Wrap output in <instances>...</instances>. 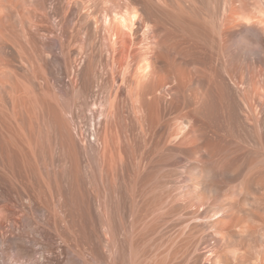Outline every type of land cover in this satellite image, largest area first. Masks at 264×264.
<instances>
[{
  "label": "rangeland",
  "instance_id": "rangeland-1",
  "mask_svg": "<svg viewBox=\"0 0 264 264\" xmlns=\"http://www.w3.org/2000/svg\"><path fill=\"white\" fill-rule=\"evenodd\" d=\"M11 1L9 0V2H8V1L4 0V2L6 3L5 4L3 1L0 0V8L3 7L2 9H0V13H1L0 18H2V19H0V23L2 24V25L0 24V28L2 29V30L0 29V32L3 31V32H1L2 35L3 36L5 35L3 37V40L1 39L0 41L5 42V44H6L5 45L3 42L2 43L0 42V61L2 63H4V64H0V75L2 74L0 76V78L1 77L3 78V79H1L2 81L0 80V85H2V83L4 82L3 83L4 85L1 88L3 89L5 87V89H4L5 91L4 90L2 91L1 88H0V90H1V92L6 93L4 97H3L4 93L0 94V98L2 96L3 97L2 102L5 101L4 99H6V102H7L6 104L0 103V106L2 105L1 107H3V105L5 104V105H8V106H6L7 108L9 107L8 110L10 111V114L8 115V110H6L7 111L6 113H7L8 118H10L9 120H11L10 125L12 127L10 129H16L15 126H17L18 123H15V122L17 120L23 121V119L26 117V115L24 113H23L24 115L23 114L21 115L22 110L18 111L20 109H18L17 111L20 112L19 114L22 116L23 119L18 118V117H20L19 114L17 116V118H18L17 120L13 117V114L10 117L11 113L13 112V110H10V109H12V108H10V106L14 102L12 100H14L15 98H17V100H15V101H17V102L19 101V102L23 103V101H22L23 97H24V99H26V97H27V99H29V97H31V94H33L31 97L32 98L31 102L33 104L31 103L30 107H33V105L35 106L36 103H37L36 104L37 107L39 104H40L39 105L40 107H42V106L48 107V105L50 106V104H51L52 105V106H50L51 108L50 107H48V108L47 107H44V108L38 107L39 110L36 109L33 111L34 113L36 111H39V113L38 114L36 113V114L37 115L40 114L38 116V119H36V120L34 119L35 123L33 122L34 127L37 126V127H35L36 135H34V141H35V139H36V141L37 140H39V141H51V140L52 141H56V140L63 141L64 140L67 142L71 141L70 146L72 147V151L75 153V156L77 157V159L79 156L80 168H78V169L80 170L81 175L85 178V181H86L84 186H83V189L85 190L86 193L88 192L87 194L89 195L90 198L93 196V198H91L92 199L91 204L94 206L93 209L98 212V209L100 207L106 206V209H103L105 212L102 210L103 214L107 215V216H111V217H109L110 222L114 221L113 223H115V224H113L112 222L111 223L117 229H118V226L120 223H118L119 221H117L119 219L116 216V214H117L116 209L119 210L121 208L116 207V205L114 206V203H112V205L108 206L111 202H108V201H110L109 198L104 197V195L106 194L104 192L105 191L104 189L107 187H105V186H104L105 188L103 187L101 180H100L101 183L97 181L98 183L96 184V180H99L98 175L100 176V174L97 172L98 170L96 169V168H98V165H96V164L98 163L97 158L99 156V151H97V150H101L103 144L105 143L104 139L102 141V137L103 138L105 137L104 133L106 131L104 129V127L106 128V126L103 127V125H106V122H107V117H106L107 114L105 116V112L107 113L106 105H107V102L109 100H111V99L113 100L114 96H115L114 103H117L116 99H118V104L120 103L119 106H117L118 104L116 106L119 107L118 110L120 111L119 112L121 115L120 117L123 116V118H124V119L121 118L122 124L124 123L123 125H125V122H126L128 132L135 134V136H136L135 137L136 140L130 141V142L132 144H134V146L138 149V151L139 150L142 151L145 148L146 144H147V146L150 147V150L151 149L153 150V151L151 150V152L156 151L155 153H152L154 155H152V159L149 161V163L148 164L147 163L142 164L140 169L137 166L135 169V167H134L135 164L132 163L130 159H128V162H127L125 168L123 169V171L126 174L125 181L123 180L124 183H123V181H120V183H119L120 189L121 188L122 189L128 188V190H134V191L142 193L143 194L142 199L146 200V202L148 201L147 204L149 205V208H150L151 203H152L151 205H153L154 200L156 202V197H157L156 193L157 192H160L162 189H165V190L168 188L170 189V188H172L171 185H173V184H175L174 185L175 188L183 187V189H184V183L186 182L185 180H189V178L192 175L193 171L190 170V164L194 161L187 154H184L181 152L179 154V156L177 157V161L173 162V163L169 159L170 158V154H169L170 152H169L168 148L171 149L173 146L172 144H174L176 141H204L206 138H210L211 141H232V142L234 141L233 143H230V146L231 145L233 146L234 143H236V142L244 144V145H249V144L252 145L253 143L261 142V143H263V148L260 150L262 152L254 154V156H253V154L251 155L250 152H247L246 154H247V156H249V155L253 156V158L254 157L257 158V156H259V159H257L258 163L256 162V165L258 164L260 167L264 168V0H70V1L69 0H61L62 2L60 0H55V1L54 0H47L48 2L46 0H44L46 8H47L46 9L47 10L46 16L48 18L46 16H43V17L40 16L39 17V15L37 13L38 17L40 18V20L42 22H40V25L38 27L39 31L37 30L36 32L34 31L33 28H32L33 30L30 29L31 25L28 26L29 22L26 19L27 17H25L28 15L27 9L29 11L31 10L30 14L32 16H36V15H33V14H36V11H33V10H35V4H33V3H35V0L34 1L33 0H28V1L22 0L21 2H20V0H17V1L15 0L13 2H11ZM30 1H32V2L28 3ZM58 1H59V3H58ZM125 1L127 3H128V1H131L128 3L130 5V7L133 6L132 8L137 10V17H136L137 20H135V21L140 22V20L143 18H149V23L153 26L154 32L150 33L149 34L150 39H147L145 37V35H143V29L144 28H142V25H140L139 30L135 34V41L137 43L135 45L136 48L133 47L135 49L134 53L137 52L136 55L134 54V57H135L134 59L136 61L133 59L128 65H126L127 62H123V65H121L120 70L118 68L116 70V72L114 71L115 73H113V72L111 73V72H109L110 69H108V68H110V65L107 64L109 62L108 60L110 59V57H109L110 54H109L108 48H111L110 45L112 44V42H114L115 39H116V41L119 40L118 42L124 41L125 38L127 39L128 36L125 32L128 30L124 29L127 27H125L124 25H122L119 22L114 21V20L113 21L111 20L109 24H105V22L102 21V18H103V12L102 11L104 9H106V7H107L106 10H107V12L109 11L108 14H110V13L113 14V11L118 13L119 9H120L119 11L121 12L125 8V5H127ZM71 2H72V5H71ZM67 3H69V5H71V6H74V5L77 6V10H79L80 12L83 11L82 14L84 13V9H85V12H86V10H89L90 12H92L91 14H95L96 16L100 17V19H99L100 21L98 22V25L100 24V27L98 29H95V21L93 19H91V17L84 15L83 16L84 19H85V17H88V18H86V20H83V21H85V24H83V27L85 28V25L90 22L89 24H90L91 31L93 34L91 39L95 37L94 39H92V41L94 43V46H98V48L95 47L96 52L94 51V53H95L94 56L96 58V61L98 60L96 62V65H94L95 66L94 72H96V74L98 76H100L101 75L100 70L101 69L103 70L102 71L103 74L105 71V74L103 76L104 77L103 79H105V81L107 80L105 82V84H106L105 90H102V89L100 90V87H96L97 85H95L96 84L95 79H92V78H94L92 73L87 74V72H90V71H88L89 68H86L87 67V65L85 63L86 60H84V59H86L85 54L81 55V53L77 49V46L73 45L74 47H72V46L70 47L69 44L67 45V47L70 48L68 51L67 50L68 48L63 47L67 43L63 44V46H62L64 48V50L62 47H61L62 49L60 48V51L61 50H62V52L65 51L63 53L64 55L62 54L63 59L65 58L64 60H67V61L69 60V62L71 60V62L70 63L68 62V64L65 63V61H64V64H65L64 69L67 68V70H65L66 71L65 72V83H64L65 85H64V87H62V91H61L60 87H58L57 85H54L51 82V80H49L50 78L48 77L47 68H46L47 67L46 65H48V64H46V63H48V60L50 58L49 57L50 53L48 51H46V48H44V47L48 43H50L49 42L50 38H52L53 35L56 36V38H58L57 33H58V36L62 35L61 33L63 31H65V34L63 32L64 35H66V36L68 35L67 37L63 36V38H64L63 40L68 42V40L70 39L69 33L71 31H69V30L73 29V25L71 24V26H70L69 24H67V25L65 24L66 26L64 27L63 26L64 24L63 25L60 24L61 17H62L61 15L64 14L65 7H68ZM32 4L34 6H32ZM55 4H56V6H55ZM88 4L91 6H89ZM9 5L11 6L12 11H9L10 10ZM19 5H20V7H19ZM81 5H82V7H81ZM85 5H86V7H85ZM13 6H15V7H13ZM60 6H62V7H60ZM93 7L95 8V10ZM6 8H7V11H6ZM16 10L18 13L16 12ZM20 10H21L22 14H21ZM49 12H51L50 15H48ZM5 13H7L8 15ZM23 13H25L26 15ZM2 14H3V16H2ZM4 14H5V16H4ZM11 14H12V16H11ZM18 14H20L22 16V18H20L21 16L19 15L20 16L19 17ZM6 15H7V18H6ZM59 16H60V18H59ZM11 17H13V18H11ZM41 18H43V19H41ZM12 19H13V21H12ZM4 20H6V22ZM7 20L9 22H7ZM43 20H45V21H43ZM20 21H22V22H20ZM4 22H5V24H4ZM23 22L28 29L25 26H23L24 25ZM43 22L46 24H43ZM52 24H54V26ZM50 25L52 28L49 27ZM6 26H9V27H6ZM10 26H11L12 32L16 31L15 34H14V32L13 33L10 32L11 29L8 30V28H10ZM107 26H108V28H106ZM68 27H70V28L68 29ZM14 28H15V30H14ZM23 29H25L26 31L24 30L22 32ZM49 29H50V31H49ZM106 29L108 32L106 31ZM122 29H124V30H122ZM54 32H56V35ZM6 33L8 36L6 35ZM29 33H31V34H29ZM100 33H101V35H100ZM116 33H117V35H116ZM24 34H26V36ZM104 34H106L107 36ZM9 35L13 38H11ZM20 35H21V37H20ZM23 35L27 38L29 37L27 40V41L30 40L28 42V44L24 40L27 38H23L24 37ZM44 35H47V36L45 37ZM49 35H50V38H48ZM109 36H111V39ZM0 38H2V36ZM4 39H7V40H4ZM14 39H17V41L15 42ZM58 39H56V40H58ZM65 39H67V40H65ZM8 40H11V41L7 42ZM99 40H100V42H99ZM109 40L111 41V43ZM18 41H21V42H18ZM11 42H14V43H11ZM22 42H23V47H24L23 51L25 50L24 52L26 54L28 52V54H29V55L28 54L26 55L25 53H23L24 54L23 57L26 55L27 56L26 58L30 59L29 61L34 60V62H32V65L34 66V69H35L34 75H36V73L40 72L39 74L36 75V77L34 75H32L33 73L31 74V72H32L31 69H29L30 72L29 71L27 72V69L30 67L27 64L26 58L24 57L25 62L23 61V59H20L22 57L19 56V54H18L19 52L17 51L18 49L15 50V48H14V46L15 47L17 46V48H19L17 44H20ZM35 43L37 45H35ZM108 43H109V46H108ZM13 44H16V45L13 46ZM44 44H46V45H44ZM25 45H27V46H25ZM28 45H31V49H29V50H28ZM8 46H10L11 48H9ZM12 46H13L14 50H13ZM146 46H148L149 49H147ZM99 47H101L102 49H100ZM8 48L10 49V51L11 50H13V51L10 52ZM35 48H37L38 51ZM39 48H41V50ZM72 49L74 52L72 51ZM31 50H33V51H31ZM8 51H9V54H8ZM97 51H100V52H97ZM146 51H148L150 53L148 55V57L145 56ZM36 52H40V53L38 54ZM41 52L42 53L45 52V53L42 54ZM46 53H47V55H46ZM17 54L20 58H18ZM101 54H102V56H101ZM9 55H11V56H9ZM34 56L36 57V59ZM10 57H12L13 59ZM41 57L44 59L45 63L42 61L43 59ZM1 58H3V59L1 60ZM6 58H8V59H6ZM102 59H104V60H102ZM4 60L6 62L8 60L9 61L6 63ZM10 60L13 62V64H11L12 62ZM39 60L41 63L37 64L36 61L38 62ZM15 61H19V62H17V64L18 63H20V64L17 66L15 64L16 63ZM21 61H23V62H21ZM139 62H140V64H142L141 66H140ZM9 63H10V65H9ZM23 63H25L26 66ZM7 64L9 65V68H8ZM101 64H103V66H105V67L102 68L103 66H101ZM4 65H6V66H4ZM67 65L68 66L70 65L71 69L69 67H67ZM84 65H85V67L83 68ZM14 66H16V67H14ZM143 66H145V67H143ZM146 66H148V67H146ZM37 67H40L41 69L40 68H39L40 70L36 69ZM140 67L143 70L140 69ZM13 68L16 70V72L14 71ZM96 68H98V69H96ZM145 68H147V69H145ZM5 69H6V71L7 70L10 71V73L8 71L5 72L4 71ZM19 69H21V71ZM11 70H13V72H11ZM86 70H87V72H86ZM107 70H108V72H107ZM141 70H142V72H141ZM144 70H147V71H144ZM2 71H4V72H2ZM41 71L42 72L44 71V72L42 73ZM81 71L85 72V73L81 74ZM98 71H99V73H98ZM14 72L16 73L15 75L19 76V78L17 76L12 78V76L14 75ZM144 72H146V73H144ZM8 73H9V75L10 74H12V75L9 76ZM18 73L23 75L26 78H24L23 76H22L23 77L22 78ZM28 73H30L32 76H30V74H28ZM107 73H109V75L111 73L112 75L109 76ZM3 74L7 75L10 79L7 76H4ZM44 75H45V78L47 77L46 79L44 78L45 80L42 79L44 77ZM89 75H91L93 77H91ZM138 75H140V76H138ZM27 77L29 80L27 79ZM90 77L94 82H91L92 80L90 79ZM6 78L9 79L10 81L15 79L16 84L14 85V80L10 82L9 80L7 81ZM20 78L23 81L25 79V81L22 83V80ZM34 78H36V79L34 80ZM38 78H40V79H38ZM87 78H88V80H87ZM17 79L18 80L20 79L21 81L20 80L18 81ZM81 79H83V80H81ZM108 79H109V81H108ZM138 79H140V81ZM4 80L6 81L8 86L5 85L6 83ZM41 80H42V82H41ZM46 80H49V83H51V85L48 83V81L46 82ZM137 80H138V82H137ZM27 82H28V85H27ZM33 82L35 84L37 82V85H35ZM45 82H46V85L43 86V84H45ZM83 82H84V84H83ZM90 82H91V84L93 83V85H91ZM10 83H12L13 85ZM19 83H20V85H19L20 87L17 85ZM21 83H22V85H21ZM25 83L27 86L26 90H28V93H27L28 95L26 94L27 91L25 90V88H26ZM9 84L15 87V89H16L15 92H14V90H15L14 87H12L13 89L11 88L13 90V91H11V89L9 88L11 86ZM88 84H90V85H88ZM47 85H49V87H46ZM22 86H23V88H22ZM74 86L77 88H75ZM89 86H91V87H89ZM7 87H8V89H7ZM31 87H33V88H31ZM42 87H44V89ZM54 87H56V88H54ZM72 87H74L75 90ZM86 87L90 88V89L88 88L89 92H87L89 94L86 93L87 99H86V97L84 98L83 94H82L83 92H86V91L82 92L83 88H85V90H87ZM92 87H93V89H92ZM126 87H128L129 90H127L128 88H126ZM20 88H22V89H20ZM57 88L58 89L60 88L59 91ZM33 89H35V90H33ZM68 89H71V91ZM137 89H138V91H137ZM152 89L157 90V92H156L158 95L157 101L154 99H153V101L151 100L152 99V91H151ZM7 90H9L10 92ZM23 90L25 93L22 92ZM38 90H39L40 94L37 93ZM126 90H127V92H126ZM133 90H134V92H133ZM47 91L50 93V95H49V93L45 94V92H47ZM143 91L145 94L143 93ZM115 92H116V94H115ZM128 92H129V94H128ZM139 92L143 93L142 97H139L140 99H138V97H136L138 95L140 96ZM133 93H134V95H132ZM10 94H12V96ZM17 94L18 95L20 94V95L18 96ZM24 94H25V96H24ZM41 94H44V95H41ZM101 94H103V95H101ZM135 94H137V95H135ZM7 95H9L11 97H9V96L7 97ZM48 95L51 96L52 98H50ZM37 96H38V98L39 97H41V98L36 100ZM96 96H98V97H96ZM107 96H108V98L110 96V98L107 99L106 98ZM122 96H123V98H122ZM125 96H126V98H125ZM33 97H35V98H33ZM48 97H49V99H48ZM11 98H12V100H11ZM96 98H98V99H96ZM119 98H120V100H119ZM134 98H137L138 100L133 102ZM41 99H42V101H44L43 105H41L42 104ZM84 99H86V100H84ZM105 99L107 100L106 103H105V101H106ZM46 100H48V101H46ZM50 101H52V102L50 103ZM83 101L88 104L87 110L89 112L86 110V106H85V103H83ZM122 101H124L125 103ZM27 102H30V99ZM90 102H92V106H91ZM22 103H20L21 106H19L20 104L17 103V105L19 104L18 105L19 107L18 106L17 107L22 108ZM101 103L102 104L104 103L105 105L104 104L102 105ZM135 103L137 104V106L135 105ZM100 104H101V106H99ZM5 105H4V108H5ZM71 105H72V107L70 108ZM122 105H125V106H122ZM131 105H132V107H131ZM92 107H96L94 109H97V110L94 111V109H92ZM99 108H101V109L98 112ZM40 109H42L43 111H41ZM51 109H52V111H51ZM90 109H92V110H90ZM48 110H49V112H48ZM68 111H70V112H68ZM90 111H92V112L90 113ZM42 112L46 116H43ZM46 112H48V113H46ZM49 113H50V115H48ZM64 113L65 114L68 113V114L65 115ZM124 113L126 115H124ZM98 114H99V116H98ZM37 115L34 117L36 118ZM47 115H48V117H47ZM54 115H57V117L59 119H57L56 116L54 117ZM69 115L71 118L69 117ZM90 116H91V118H90ZM11 118L13 119V121ZM69 118H70V120H69ZM127 118L128 119L131 118V119L128 120ZM136 118H138V119H136ZM148 118H150V119L152 118L150 121L153 124H151V122L149 121ZM71 119H72V121H71ZM92 119H94V121ZM102 119H104V120H102ZM125 119L127 121H125ZM146 119H148V120H146ZM37 120L40 122H38ZM42 120L44 123L41 122ZM153 120H154L155 124H154ZM25 121H27L26 118H25ZM84 121H86V122H84ZM97 121H98V123H97ZM157 121H159L158 126L156 125ZM45 122H46V124H48L47 127H46ZM59 122H61V124ZM23 123L25 124L24 121H23ZM41 123H42V126H41ZM99 123H101V124H99ZM140 123H141V125H140ZM1 124H0V128L3 130V127L1 126ZM91 124H92V126H91ZM143 124L145 126H147L148 128L145 126L143 127ZM38 125H40V126H38ZM51 126H53L54 128ZM94 126H96V127H94ZM39 127H41L40 130H39ZM47 128H48V132L50 131L51 133L46 132ZM52 128H53L54 132L49 130ZM93 128H95L96 131L94 130V132H93ZM144 128H147V129H144ZM149 128H150V131H149ZM181 128H183V130H180ZM66 129H69V130H66ZM142 129H144V131H146V132L148 131L147 132L148 135L145 132L143 133ZM2 130L0 133L1 134L0 138L3 136ZM4 130H5V128H4ZM41 130H43V131H41ZM39 131L42 134L41 137H40L41 134ZM60 131H62L61 134H63L65 131H67V134L63 136L60 134ZM9 132H7V133H9ZM52 132H53V134H52ZM68 132H69V136H71L70 138L68 136ZM203 132H204V135H203ZM12 133H14L13 130H12V132H10V134H12ZM44 133L48 134V135H45ZM54 133H55V136H54ZM56 133H58L59 135ZM93 133L94 134L97 133V134L94 136ZM145 134L147 136H150V137L146 136L147 138L150 139V140L148 139L149 141H143ZM101 135H103V136H101ZM43 136L45 138H43ZM57 137H59V139H60V137L61 138L65 137V138L63 140L62 139L59 140ZM2 138L0 139V141H2ZM48 138H49V140H48ZM89 138H90V140H89ZM95 140H97V141H95ZM123 143H125L124 148L126 149L127 153L129 154L128 141H123ZM73 146L75 149L73 148ZM234 146H236V145H234ZM233 147H232V149H233ZM248 147H250V145ZM98 148H100V149H98ZM87 151H88V153H87ZM96 153L98 156L96 155ZM85 162L88 163V164H86V166H85ZM228 163H229V157L228 156L223 157L220 155V156H214V157L208 158L207 160H205L204 163H202V166H213L216 169L218 176L224 175V176L230 177L231 172L224 171L225 167L228 168V165H229ZM132 164H134V165H132ZM254 166H255V164H254ZM86 168L87 169L89 168L88 169L89 172L91 171L90 169H92V173L90 172L91 174H89L88 170ZM138 169H139V171H137ZM222 169H224V170L222 171ZM134 170L136 173L134 172ZM249 170H251V169H249ZM251 171H252V173L249 172L250 175L255 176V174H256V176H255V178L253 176L252 177L250 176V178H253L252 181L253 180L254 181L253 182L251 181V183L248 186L247 191L241 189V185H240L241 181L240 180H238L232 184H230V183H228V184L226 183L227 185L225 183L222 184L223 185L222 190L227 194H229V192H234V196H236V197H238L240 195L238 198L244 197L246 199V202H247L246 203V209L249 212V215H248L249 220L247 219V221H248L247 223L248 224L251 223V225L253 224L257 227L264 228V174H260L261 175L260 178L262 177L260 179L259 177H257L259 175L256 172L255 173L253 172L255 170H251ZM95 173H98V175ZM91 175H93L92 177L94 179L91 177ZM133 175H135V176L138 175L137 177H134L136 180L133 179ZM87 182L89 184L92 182L93 183L90 184L91 185L90 186ZM120 184H122L123 186L121 185V187H120ZM86 185H87V187H86ZM93 185H95V186H93ZM95 187H97L98 189ZM146 188H149V189L146 191ZM87 189H90V190H87ZM91 189L94 190V192H95V190H98V191H96L97 193L96 192L94 193ZM89 191H90V194L93 193V194H96V196L92 195V194H91L92 195L91 196L89 194ZM145 191L147 194L145 193ZM149 191L151 192L150 195H149ZM152 191H154V192H152ZM152 193H153V196L155 194V197L152 196ZM87 194H86V196H87ZM97 195H99V197ZM144 195H145V197H144ZM147 195L150 196V197L148 196L149 200L147 199L148 198ZM102 196L104 198H107V199H104ZM94 197H97V198L94 199ZM100 197H101V199H100ZM99 200H101V201H99ZM106 200H108V201L106 202ZM94 203H96V204H94ZM99 203L101 205H99ZM107 203H108V205H107ZM127 203H128L127 205L125 203L126 206H124V208H122L121 210H125V208L129 205H130L129 207H131L130 200H128ZM102 204H105V205H102ZM95 206H96V208H95ZM113 206H114V208H113ZM152 207L153 206H151V208ZM106 210L109 211V214ZM121 210H119L118 213ZM114 215H115V217H114ZM128 221H129V219H128ZM125 227H126V230H127L129 235L135 231V228L133 229V227L131 226V222L126 221ZM131 229H132V233H130ZM5 235L6 234H4L3 236H5ZM132 235H130V236H132ZM130 238L131 237H129V239ZM145 245L148 246L147 243ZM122 249L119 252H121ZM127 249L125 247L123 249L124 251L121 253L124 254V252H125L124 256H126L128 254L127 255L128 257L127 256L126 257L128 258L127 260H130L129 261V263H130V262L134 261L135 257L133 258L134 255L130 256V252H129L130 250H129V248H127ZM203 250L205 251L204 248H203ZM12 251L13 250H12V247L10 246V244H8V242L6 240L0 239V256H3L2 254H5L6 255V256L4 255L5 257H7V256L10 257L13 254ZM122 254H120V255L122 256ZM131 254H133V253H131ZM118 256H119V253H118ZM121 256H119V257H121ZM117 264H120V263H117Z\"/></svg>",
  "mask_w": 264,
  "mask_h": 264
},
{
  "label": "bare ground",
  "instance_id": "bare-ground-1",
  "mask_svg": "<svg viewBox=\"0 0 264 264\" xmlns=\"http://www.w3.org/2000/svg\"><path fill=\"white\" fill-rule=\"evenodd\" d=\"M1 1L4 2V0H1ZM6 1L9 2V0H6ZM13 1H15V0H12L11 2H13ZM21 1L22 0H20V2ZM31 2L32 1H30L28 3H31ZM129 2H131V1H128V3ZM58 3H59V1H58ZM69 3H67L68 7H65V9L63 8L64 14L61 15L62 16L61 22L60 21L59 22L62 25L64 24L63 25L64 27L67 24H69L70 26H71V24L73 25V29L69 30V31H71L69 33L70 39L68 40V42L63 40L64 39L63 36H66V35H64L65 31H63L64 34L62 32L61 33L62 35L58 36V33H57V37L59 39L56 38V36H54L53 34L52 35L54 37L51 35L52 38H50V35H49L48 38H50V41H49L50 43L47 42L48 43L47 45L44 44V45H46L44 48H46V51H48L50 53V56H49L50 58L48 60V63H46V64H48V65H46L47 66L46 68H47L48 77L50 78L49 80H51V82L54 85H57L58 87H60L61 91H62V87H64V85H65L64 84L65 83V72H66L65 70H67V68L64 69V65H65L64 61H65V63L68 64L69 60L67 61V60H64L65 58L63 59V55H64L63 53L65 51H63V52H62V50L60 51V48L63 46V44L67 43L66 45L63 46L64 48L65 47L68 48L67 47L68 44L70 47L71 46L72 47L77 46V49L81 53V55L85 54L86 59H84V60H86V62H85L87 65L86 68H89L88 71H90V72H87V70H86L87 74L92 73L94 76V78H92V79H95V83H96L95 85H97L96 87H100V90L101 89L105 90L106 89L105 82L107 81V80L105 81V79H103L105 71L103 74V72H102L103 70L99 67L101 69V70L99 69L101 71V75L98 76L96 74V72H94V68H95L94 65H96V62L98 61V60L96 61V58L94 56V54H95L94 51H95V47L98 48V46H94V43L92 41V39H94L95 37L91 39L93 34H92L91 27L89 24L90 22L88 21L89 23L85 25V28L83 27V24H85V21H83V20H86V18L91 17V19H93L95 21V29H98L100 27V24L98 25V22L100 21L99 20L100 17L96 16L95 14H91L92 12H90L89 10H86V12H85V9H84V13L82 14L83 11L80 12L79 10H77V6H75V5H74L75 7L71 6L72 2H71V5H69ZM128 3L126 2L127 5H125V8L123 7L124 8L123 11L120 12L119 11L120 9L118 8L119 9L118 13L113 11V14H111V13L108 14L109 11L107 12V10H106L107 7L103 11L101 10L103 12L102 21H104L105 24H109L111 20L112 21L114 20V21H117L120 24L124 25L125 27H127L124 29L128 30L125 32L128 36L127 39L125 38V40L121 41V42H118L119 40L117 39L118 41H116V39H115L114 42H112V44L110 45L111 48H108L109 54H110V56H109L110 59L108 61L110 63L108 62L107 64L110 65V68H108V69H110L109 72H111V73L112 72L115 73L118 68L120 70V67H121V65H123V62H127L126 65H128L135 58L134 54L136 55V53H137V52L134 53V50H135L134 48H136L135 45L137 44L135 41V34L139 30L140 25H142V28H144L143 29V35H145V37L147 39H150L149 34L154 32L153 26L149 23V18H143L140 20V22L135 21V20H137L136 19L137 10L132 8L133 6L130 7V5ZM33 4H35V10H33V11H36V14H33V15H36V16H32L30 14L31 10L29 11L27 9L28 15L25 17H27L26 19L29 22L28 26L31 25L30 29L33 28L34 31L36 32L39 29L38 27L40 25V22H42L39 17L40 16L43 17V16L47 15V10H46L47 8H46L44 0H35V3H33ZM33 4H32V6H34ZM56 4H55V6H56ZM82 5H81V7H82ZM89 6H91V5H89ZM13 7H15V6H13ZM19 7H20V5H19ZM60 7H62V6H60ZM85 7H86V5H85ZM2 8H0V9H2ZM7 8H6V11H7ZM9 9H10L9 11H12L11 6L9 7ZM94 10H95V8H94ZM16 12H17V10H16ZM20 12H21V10H20ZM37 13H38L39 17L37 15ZM50 13L51 12H49L48 15H50ZM5 14H7V13H5ZM5 14H4V16H5ZM21 14H22V12H21ZM23 14H25V13H23ZM7 15H6V18H7ZM19 15L20 14H18V16ZM84 15H86L88 17H85V19H84L83 18ZM2 16H3V14H2ZM11 16H12V14H11ZM11 18H13V17H11ZM20 18H22V16ZM59 18H60V16H59ZM0 19H2V18H0ZM41 19H43V18H41ZM4 21L6 22V20H4ZM12 21H13V19H12ZM43 21H45V20H43ZM5 22H4V24H5ZM7 22H9V21L7 20ZM20 22H22V21H20ZM23 24H24V22H23ZM43 24H46V23L43 22ZM52 25L54 26V24H52ZM23 26H25V24ZM6 27H9V26H6ZM49 27H51V25ZM69 28L70 27H68V29ZM106 28H108V26ZM9 29H11V26H10V28H8V30ZM25 29H23L22 32ZM124 29H122V30H124ZM14 30H15V28H14ZM49 31H50V29H49ZM106 31H107V29H106ZM1 32H3V31H1ZM1 32H0V34H1L0 37L2 36V38H0V40L1 39L3 40V37L5 35L3 36ZM10 32H12V29ZM15 33H16V31L14 32V34ZM54 33L56 35V32H54ZM29 34H31V33H29ZM6 35H7V33H6ZM21 35H20V37H21ZM24 35L26 36V34H24ZM47 35H44V36L46 37ZM100 35H101V33H100ZM104 35H106V34H104ZM116 35H117V33H116ZM25 36L23 38H27ZM109 37L111 39V36H109ZM11 38H13V37H11ZM28 38L24 39L27 44L30 41V40L27 41ZM56 39H58L59 41ZM4 40H7V39H4ZM65 40H67V39H65ZM9 41H11V40H8L7 42H9ZM14 41L16 42L17 39H14ZM21 41H18V42H21ZM99 42H100V40H99ZM3 43L5 44V42H3ZM11 43H14V42H11ZM110 43H111V41H110ZM16 44H13V46ZM17 45L19 48H17V46L16 47L14 46V48H15V50L18 49L17 50L19 52L18 54L22 58H20L18 56V54H17V56H18V58L23 59V61L25 62L24 57L25 58L27 57L26 55L28 54V52L26 54L24 52L25 50L23 51V49H24L23 42L20 44H17ZM35 45H37V44L35 43ZM13 46H12V48H13ZM25 46H27V45H25ZM108 46H109V43H108ZM8 47L11 48L10 46H8ZM14 48H13V50H14ZM37 48H35V49L37 50ZM64 48H63V50H64ZM99 48L102 49L101 47H99ZM146 48L149 49L148 46H146ZM29 49H31V45H28V50ZM39 49L41 50V48H39ZM69 49L70 48H68L67 50L69 51ZM73 49H72V51H73ZM13 50H11V51H13ZM9 51H10V49H9ZM9 51H8V54H9ZM31 51H33V50H31ZM100 51H97V52H100ZM23 53L26 54L24 57H23V55H24ZM36 53L39 54L40 52H36ZM44 53H42V54H44ZM47 53H46V55H47ZM149 54L150 53L148 51L145 52L146 57H148ZM9 56H11V55H9ZM101 56H102V54H101ZM10 58H12V57H10ZM2 59L3 58H1V60ZM6 59H8V58H6ZM35 59H36V57H35ZM29 60L30 59L26 58L27 64L30 67V68L27 67L28 68L27 72L29 71V69H31V71H32L31 74L33 73L32 75H34L35 69H34V66L32 65V62H34V60L33 61H29ZM102 60H104V59H102ZM23 61H21V62H23ZM42 61L44 62V59ZM15 62H16L15 64L17 66L20 64V63L17 64V62H19V61H15ZM70 62H71V60H70ZM10 63H9V65H10ZM36 63L38 64L41 62L39 60L38 62L36 61ZM0 64H4V63L1 62ZM11 64H13V62ZM23 64L25 65V63H23ZM103 64H101V66H103ZM139 64H140V62H139ZM9 65H8V68H9ZM141 65L142 64H140V66ZM4 66H6V65H4ZM14 67H16V66H14ZM67 67L70 68V65L69 66L67 65ZM84 67H85V65L83 66V68ZM104 67L105 66H103L102 68H104ZM143 67H145V66H143ZM146 67H148V66H146ZM39 68L40 67H37L36 69H39ZM21 69H19V70L21 71ZM96 69H98V68H96ZM140 69H142V68L140 67ZM145 69H147V68H145ZM142 70H141V72H142ZM4 71L7 72L8 70L6 71V69H5ZM4 71H2V72H4ZM14 71L16 72L15 69H14ZM82 71H81V74L85 73ZM144 71H147V70H144ZM8 72L10 73V71H8ZM11 72H13V70H11ZM15 72H14V75L12 76V78L15 76H17L19 78L18 75H15L16 74ZM107 72H108V70H107ZM9 73H8V75H9ZM39 73H36V75ZM98 73H99V71H98ZM111 73H110V75H112ZM144 73H146V72H144ZM28 74H30V73H28ZM31 74H30V76H32ZM107 74L109 75V73H107ZM11 75L12 74H10L9 76H11ZM19 75L21 77L23 76L21 74H19ZM36 75H34V76L36 77ZM91 75H89V76H91ZM4 76H7V75H4ZM93 76H91V77H93ZM138 76H140V75H138ZM91 77H90V79H91ZM24 78H26V77H24ZM44 78H45V75L42 79H44ZM1 79H3V78L1 77L0 80ZM9 79L6 78L7 81ZM27 79H28V77H27ZM35 79L36 78H34V80ZM38 79H40V78H38ZM109 79H108V81H109ZM13 80H14V85H15L16 80L15 79H13ZM13 80H11V81H13ZM49 80H46V82L48 81V83H49ZM81 80H83V79H81ZM87 80H88V78H87ZM138 80L140 81V79H138ZM138 80H137V82H138ZM24 81H25V79H24ZM24 81L22 80V83ZM28 82H27V85H28ZM41 82H42V80H41ZM46 82H45V84H43V86L46 85ZM84 82H83V84H84ZM91 82H94V81L92 80ZM91 82H90V84H91ZM3 83H2V85H0V88L4 85ZM5 83H6V81H5ZM22 83H21V85H22ZM10 84H12V83H10ZM49 84L51 85V83H49ZM90 84H88V85H90ZM5 85H7V83ZM12 85H10L11 86V87H9L10 89L12 87H14ZM17 85L19 86L20 83ZM35 85H37V82ZM91 85H93V83ZM25 87H26L25 88V90H26L27 89L26 83H25ZM46 87H49V85H47ZM56 87H54V88H56ZM74 87H72V88L74 89ZM89 87H91V86H89ZM22 88H23V86H22ZM22 88H20V89H22ZM31 88H33V87H31ZM42 88L44 89V87H42ZM75 88H77V87H75ZM88 88H87V90H85V88H83L84 90L82 89V92L86 91V92L82 93L83 97L84 98L86 97V99H87V94H89V93H87V92H89ZM126 88H128V87H126ZM4 89H5V87L2 89V91ZM7 89H8V87H7ZM12 89H11V91H13ZM14 89H15V87H14ZM59 89H58V91H59ZM92 89H93V87H92ZM9 90H7V91H9ZM33 90H35V89H33ZM68 90L71 91V89H68ZM127 90H129V88ZM127 90H126V92H127ZM15 91H16V89L14 90V92ZM26 91H27L26 92V94H27L28 90H26ZM137 91H138V89H137ZM151 91H152V99L151 98L150 99L152 101H153V99L157 101V99H158V95L156 93L157 90L152 89ZM22 92H24V90ZM133 92H134V90H133ZM2 93H4V92H1V90H0V94H2ZM37 93H39V90ZM46 93H49V92L47 91V92H45V94ZM143 93H144V91H143ZM143 93H140V96L138 95L136 97H138V99H140L139 97H142ZM5 94L6 93H4L3 97L5 96ZM12 94H10V95L12 96ZM115 94H116V92H115ZM128 94H129V92H128ZM137 94H135V95H137ZM32 95L33 94H31V97H32ZM41 95H44V94H41ZM49 95H50V93H49ZM101 95H103V94H101ZM132 95H134V93ZM8 96L9 95H7V97ZM11 96H9V97H11ZM24 96H25V94H24ZM3 97L1 96L0 103L6 104L7 103L6 99H4L5 101L3 100L4 102H2ZM31 97H29L30 102H27V101H29V99H27V97H26L27 100L24 99V97H23L22 98L23 103L19 102V101L18 102L15 101V100H17V98H15V97H14L15 98L14 100H12V98H11V100L14 102L12 103L13 105L11 104L12 107L10 106V108H12L10 110H13L10 117L13 114V117L16 120L18 118L23 119L21 115L24 113L26 115L25 118L27 119V121H25V118L23 119L25 124L23 123L22 120H20V121L17 120L18 121L17 122L14 119L16 121L15 123H18V125L16 124L17 126H15L16 129H10L12 127L10 125L11 120H9L10 118H8L7 113H6L7 112L6 110L9 109V107L8 108L6 107L8 105L4 104L6 109L4 108V105H3V107H1L2 105L0 106V122L2 123V124L1 123L0 124L3 127V130L5 128V130H4L5 132L0 128L3 132L2 133L3 138L1 137L2 141H0V239L6 240L8 242V244H10V246L12 247V250H13L12 256H10L11 255L10 254L9 255L10 257L7 256L8 258L5 257L6 256L5 254H2L3 256H0V264H117V263H120V264H130V263L131 264L132 263L133 264H264V228L257 227L253 224L251 225V223H249V224L247 223L248 222L247 219L249 220V218H248L249 212L246 209V203L247 202H246V199L244 197L238 198L240 195L238 197H236V196H234V192H229V194H227L222 190V186H223L222 184H224V183L225 184L226 183L232 184V183L240 180L241 181L240 182L241 189L247 191L248 186L253 179V178H250L251 175L249 172L252 173L251 170H255L253 172L254 173L256 172L259 175V176H257L259 178L261 176L260 174H264V168L260 167L258 164H257L258 166L256 165V162L258 163L257 159H259V156H257V158H255V157L253 158L254 154L262 152L260 150L263 148V143L256 142V143H253L252 145L249 144L250 147H248L249 145H244V144L236 142V143H234V145H236V146L233 145L235 147L234 148L232 145L230 146V143H233L234 141L233 142L232 141H211L210 138H206L204 141H176L174 144H172L173 146L171 149L168 148L169 152H170L169 153L170 154L169 159L173 163V162L177 161V157L179 156V154L181 152L184 154H187L194 161L190 164V170L193 171L192 175L189 178V180H185L186 182L184 181L185 182L184 183V189H183V187L175 188V186H174L175 184H173V185H171L172 188H170V189L169 188L166 190L162 189L161 190L162 192L159 190L160 192L156 193L157 194L156 202L154 200L155 203L153 202V205H151L152 204L151 203L150 208H149V205L147 204L148 201L146 202V200L142 199V197H143L142 193L134 191V190H128V188H124L125 190L122 188L120 189L119 183H120V181H123V180L125 181L126 174L123 171V169L125 168V166L128 162V159H130L131 162L135 164V166H134L135 169H136V166L140 169L142 164H144V163L148 164L149 163V161L152 159V155H154L152 153H155L156 151L151 152L152 149L150 150V147L147 146V144L142 151H140V150H139L140 152L138 151V149L134 146V144H132L130 142V141L136 140L135 134L128 132L126 122H125V125H123L124 123L122 124V122H121L122 121L121 118H123V116L120 117L121 116L119 113L120 111L118 110L119 107H117L120 105V103L118 104V99H116L117 103H114L115 96H114L113 100L111 99L108 102L105 99L106 100L105 103L107 102V105H106L107 113L105 111L104 112H105V116L107 114V116H106L107 122H106V125H103V127L106 126V128L104 127V129L106 131L104 133L105 137L104 138L102 137V141L104 139L105 143L103 142L104 144H103L101 150H97V151H99V156L96 153V155L98 156V158H97L98 163L96 164V165H98V168H96L98 171L97 170L96 171L100 174V176L98 175V173H95V174H97L99 177V180H96V184L98 182H100V180H101L103 187L104 186L107 187V188L104 187L105 188L104 192L106 193L104 195V197H107L110 200V201L106 200V202L107 201L111 202L109 205L107 203L108 206H110V205H112V203H114V206L116 205V207L122 209V208H124V206H126L128 204L127 203L128 200H130V202H131V207H129L130 206L129 205V206H127L128 208L127 207L125 208V210L119 209V210H121L119 213H118L119 210H117L115 208L116 213H117L116 216L119 219L117 221H119L118 223H120L119 224L120 227L118 226V229H117L113 225V224H115V223H113L114 221L113 222L111 221L113 224L110 222L109 217H111V216H107V215L103 214V211H104L103 209H106V206L100 207L101 209L100 208L99 209L101 211L98 209V212L93 209L94 206L91 204V202H92L91 198H93L92 195L96 196V194L91 193L92 194L91 195L90 191H89V194L92 196L90 198L89 195L87 194L88 192L86 193L85 190L83 189V186H84L86 181H85V178L81 175L80 170L78 169V168H80L79 156L77 159V157L75 156V153L72 151V147L70 146L71 141H68L69 143L67 141H64L63 139L65 137L64 138L60 137V139H59V137H57L59 140L62 139L63 141H58V140H56V141H52V140L51 141H39V140H37L36 141V139L34 141V135H36L35 127H37V126L34 127V123H35L34 121L36 119H38V116L40 114L37 115L39 113V111H36L35 113L33 111L38 109V107H40L39 106L40 104L38 105V107L36 106L37 103L35 104V106L37 108L34 105H33V107H30L31 103H32ZM35 97H33V98H35ZM49 97L52 98L51 96H49ZM49 97H48V99H49ZM96 97H98V96H96ZM40 98L41 97L38 98V96H37L36 100L40 99ZM106 98L109 99L110 96H109V98H108V96ZM122 98H123V96H122ZM125 98H126V96H125ZM86 99H84V100H86ZM96 99H98V98H96ZM138 99L134 98L133 102L137 101ZM119 100H120V98H119ZM41 101H42V99H41ZM46 101H48V100H46ZM43 102L44 101H42L41 105H43ZM51 102L52 101H50V103ZM122 102H124V101H122ZM17 103H19V104L22 103L23 109L18 108L19 106H21V104L20 105L18 104L19 105L18 106ZM83 103H85L86 110H87L88 104L84 101H83ZM90 103L92 106V102H90ZM101 104L99 106H101ZM135 105L137 106L136 103H135ZM50 106H52V105L50 104ZM50 106L48 105V107H50ZM122 106H125V105H122ZM44 107H47V106H44ZM44 107L42 106L40 108H44ZM71 107H72V105L70 106V108ZM131 107H132V105H131ZM94 108H96V107H92V109H94ZM18 109H20V110H18ZM92 109H90V110H92ZM100 109L101 108H99L98 112L100 111ZM17 110L18 111L22 110L21 115L19 114L20 112H18ZM40 110L43 111L42 109H40ZM95 110H97V109H94V111ZM51 111H52V109H51ZM48 112H49V110H48ZM48 112H46V113H48ZM68 112H70V111H68ZM91 112L92 111H90V113ZM9 114H10V111L8 110V115ZM18 114L20 115V117L17 118ZM42 114H43V112H42ZM67 114H65V115H67ZM36 115H37V117L35 118L34 116H36ZM48 115H50V113ZM48 115H47V117H48ZM124 115H126V114L124 113ZM43 116H46V115L43 114ZM55 116L57 117V115H54V117ZM98 116H99V114H98ZM69 117H70V115H69ZM70 118H69V120H70ZM90 118H91V116H90ZM138 118H136V119H138ZM57 119H59V118L57 117ZM129 119H131V118H129ZM148 119L150 121L152 118L151 119L148 118ZM148 119H146V120H148ZM92 120L94 121V119H92ZM102 120H104V119H102ZM12 121H13V119H12ZM71 121H72V119H71ZM125 121H127V120L125 119ZM159 121L156 122L157 126L159 125ZM38 122H40V121H38ZM41 122H43V120ZM84 122H86V121H84ZM153 122H154V120H153ZM59 123L61 124V122H59ZM97 123H98V121H97ZM45 124H46V122H45ZM99 124H101V123H99ZM151 124H153V123L151 122ZM154 124H155V122H154ZM47 125L48 124H46V127H47ZM140 125H141V123H140ZM38 126H40V125H38ZM41 126H42V123H41ZM91 126H92V124H91ZM144 126L145 125L143 124V127ZM51 127H53V126H51ZM94 127H96V126H94ZM145 127H147V126H145ZM53 128L49 129V130L53 131ZM147 128H144V129H147ZM40 129H41V127H39V130ZM144 129H142L143 133L144 132L147 133L148 131L146 132V131H144ZM1 130H0V133H1ZM12 130L14 131V133L10 134V132H12ZM66 130H69V129H66ZM94 130H95V128H93V132H94ZM180 130H183V128H181ZM41 131H43V130H41ZM149 131H150V128H149ZM7 132H9V133H7ZM46 132L47 133L50 132V131L48 132V128H47ZM53 132H52V134H53ZM65 132H64L65 134L64 133L61 134L62 131H60V134L64 136L67 134V131H65ZM69 132H68V136H69ZM40 134H41V132H40ZM56 134H58V133H56ZM96 134H94V136ZM45 135H48V134H45ZM147 135H148V133H147ZM147 135L146 134L144 135L143 141H149L150 140L149 138H147L150 136H147ZM203 135H204V132H203ZM41 136H42V134L40 135V137ZM54 136H55V133H54ZM101 136H103V135H101ZM70 137L71 136H69V138ZM43 138H45V137L43 136ZM48 140H49V138H48ZM89 140H90V138H89ZM95 141H97V140H95ZM123 141H128L129 154L127 153L126 149L124 148L125 143H123ZM232 147H233V149H232ZM73 148H74V146H73ZM98 149H100V148H98ZM247 152H250L251 155L253 154V156H250V155H249L250 157L247 156V154H246ZM87 153H88V151H87ZM220 155L223 157H227V156L229 157L228 168L223 167L225 170L222 169V171L224 170V171L231 172L230 177L224 176V175L218 176V173L216 172V169L213 166H202V163H204L205 160H207L208 158H211L214 156H220ZM86 164H88V163L85 162V166H86ZM134 164H132V165H134ZM254 164H255V166H254ZM139 169L137 171H139ZM249 169H251V170H249ZM90 170H91L90 172L92 173V169H90ZM90 172L88 170L89 174H91ZM134 172H135V170H134ZM93 175H91V177ZM137 176L133 175V179H135L134 177H137ZM255 176H256V174H255ZM255 176H253V177L255 178ZM124 181H123V183H124ZM92 183H90V184H92ZM87 185H86V187H87ZM121 185L122 184H120V187H121ZM93 186H95V185H93ZM95 188H97V187H95ZM148 189L149 188H146V191ZM87 190H90V189H87ZM92 191L94 192V190H92ZM96 191H98V190H95V192ZM146 191H145V193H146ZM152 192H154V191H152ZM150 193L151 192L149 191V195H150ZM86 194H87V196H86ZM149 195H147V197ZM97 196L99 197V195H97ZM152 196H153V193H152ZM144 197H145V195H144ZM149 197L147 198L148 200H149ZM153 197H155V194ZM96 198L97 197H94V199H96ZM107 198H104V199H107ZM100 199H101V197H100ZM99 201H101V200H99ZM125 203H126V205H125ZM94 204H96V203H94ZM99 205H101V204L99 203ZM102 205H105V204H102ZM114 206H113V208H114ZM151 206H153V207L151 208ZM95 208H96V206H95ZM107 212L109 214V211H107ZM114 217H115V215H114ZM127 218L129 219V221ZM126 221L131 222V226L133 227V229L135 228V231L133 233H132V229H131L130 233H132L133 235L132 234H130V235H132V236H130L126 230V227L128 226L127 225L125 227ZM4 234H6V235L3 236ZM128 236L131 238L129 239ZM146 243L148 244V246L145 245ZM125 247H126V249L129 248L130 256L134 255L133 258L134 257L135 258H134V261L132 260L133 262L129 263L130 260H127L128 254L126 255L127 256L126 257V256H124L125 252H124V254L121 253L124 251L123 249ZM203 248L205 249V251L203 250ZM121 249H122V251L119 252ZM118 253H119V256H121L120 254H122V256L119 257ZM131 253H133V254H131Z\"/></svg>",
  "mask_w": 264,
  "mask_h": 264
}]
</instances>
